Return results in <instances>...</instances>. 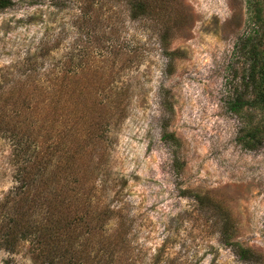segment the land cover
<instances>
[{
  "label": "rangeland",
  "instance_id": "1",
  "mask_svg": "<svg viewBox=\"0 0 264 264\" xmlns=\"http://www.w3.org/2000/svg\"><path fill=\"white\" fill-rule=\"evenodd\" d=\"M11 1L0 11V264H58L41 257L38 231L8 238L17 177L37 164L28 226L46 223L43 182L88 199L107 239L100 264H264V106L247 80L264 0H142L138 20L126 0ZM237 99L256 106L236 115Z\"/></svg>",
  "mask_w": 264,
  "mask_h": 264
},
{
  "label": "trees",
  "instance_id": "2",
  "mask_svg": "<svg viewBox=\"0 0 264 264\" xmlns=\"http://www.w3.org/2000/svg\"><path fill=\"white\" fill-rule=\"evenodd\" d=\"M126 2L131 20L141 19L148 14L142 0H126ZM12 4L11 0H0V11L10 8ZM247 55L252 60L247 80L253 89L257 91L256 104L264 106V45H262L261 40L251 45ZM167 58L171 60V55L168 54ZM256 104L237 99L229 105V110L236 115H240L244 106L254 107ZM1 109L4 110L3 107ZM7 119L5 118L4 121L5 127L8 124ZM252 135L255 136L254 133ZM167 138H170L169 135L164 133L163 140ZM242 141V139H239L241 144ZM243 148L253 150L255 145H244ZM37 167L38 164L30 168L25 167L17 177V185L14 187L12 196L13 202H10L16 207V215L14 217L16 220L8 238L11 239L16 234L20 235V233H30L34 229L39 232L36 236V243L40 247L41 257H45L50 262L56 260L58 264H100L98 262H101L102 258L99 254L107 250V239H104L101 234H97L95 230L97 223H101L100 221L103 218L89 212V207L86 203L88 199L86 201L74 199L70 193L66 192V189L52 188L43 182V185L47 187L46 193L49 195L47 199L48 214L45 219L46 223L41 226L40 230L39 227L32 228L28 226L26 212L28 208H31V205L27 206L26 202L32 192L30 186L35 183L36 176L42 177V173L36 170ZM42 193L44 192H37V194ZM30 200L31 202L33 201L32 198ZM97 235H99L100 240L96 243L99 246L96 254L91 256L89 249L92 248L91 244L95 242ZM235 254L243 262H250L254 259V253L251 250L239 246L235 247Z\"/></svg>",
  "mask_w": 264,
  "mask_h": 264
}]
</instances>
